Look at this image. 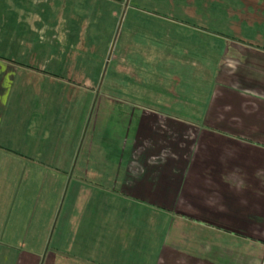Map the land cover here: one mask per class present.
Instances as JSON below:
<instances>
[{
	"label": "crops",
	"instance_id": "crops-1",
	"mask_svg": "<svg viewBox=\"0 0 264 264\" xmlns=\"http://www.w3.org/2000/svg\"><path fill=\"white\" fill-rule=\"evenodd\" d=\"M240 1H247L243 7L250 6L252 10L237 16L238 24L231 28L236 34L208 28L183 32L177 18L175 21L156 16L158 21L150 24L154 18L147 15L137 16L134 26H129L135 39H142L143 44L149 42L152 53L162 56L154 58L151 65L140 67L149 70L141 84L131 77L123 78L120 72L123 66L120 60L116 61L106 80L112 91L123 87L124 93L108 94L124 96V101L131 103V109L125 110L130 116L124 117L137 119L136 133L152 122L156 124L150 126L152 133L170 135L168 140L164 137L167 154L156 173L135 177L131 167L122 162L114 165L120 166L114 168L115 174L104 173L97 160L92 162L93 172L88 179L76 172L68 173L64 169L69 163V156L64 157V145L49 143L50 130L54 125L59 127L58 123L49 124V130L46 123L34 125L35 128L26 123V132L33 129L36 148L29 142L6 145L20 131L15 128L20 119L17 113L22 109L19 98L8 122L0 115V123H6L0 126V264H119L116 232L114 239L111 226L115 227L120 220L124 222L127 208L123 203L104 200V196L96 199V191L108 188L139 199L149 193L155 196L157 191L161 193L157 186L162 178L175 179L174 175L164 174L167 163L172 169L181 167L175 182L188 180L196 195V201L183 202L172 196L168 205L174 202L178 208L194 212L200 207L206 214L222 219V225L213 223L211 227L238 234L247 231L249 238L264 248V39L257 34L259 31L264 34V19L252 16L264 15V0ZM146 2L140 1L141 5ZM170 37L173 39L167 41ZM131 43L124 46L126 61L123 58L121 63H128L133 53ZM138 62L137 59L133 65L138 67ZM153 72L159 77L148 81ZM167 85L174 88L165 89ZM139 91L147 96L142 97ZM199 92L205 94L204 99ZM49 97L44 96L40 102ZM36 100L37 97L33 103ZM51 100L46 99L43 104L46 106ZM0 102L4 105L1 99ZM128 129L131 132L132 125ZM37 138L47 140L45 145L50 154L39 150ZM22 148L25 153L20 152ZM74 151L76 154L77 146ZM81 160L74 157L71 165L79 166ZM145 181L149 193L145 190L147 194L142 195ZM90 202L96 212L92 236L83 231ZM179 243L174 241L178 248L184 244ZM213 244L190 240L187 243L190 261L212 264L209 256L202 261V255L208 250L207 254L210 251L213 256L217 252ZM258 254L246 259V264H260L263 255Z\"/></svg>",
	"mask_w": 264,
	"mask_h": 264
},
{
	"label": "rangeland",
	"instance_id": "rangeland-1",
	"mask_svg": "<svg viewBox=\"0 0 264 264\" xmlns=\"http://www.w3.org/2000/svg\"><path fill=\"white\" fill-rule=\"evenodd\" d=\"M140 1L147 2L141 5ZM243 2L247 1L0 0V99L5 105L0 102V115L6 119L5 122L9 121L16 111L13 108L16 98H19L22 107L17 113L20 116L19 122L15 123V128L20 130L19 134L15 132L6 145H12V142L36 143L33 129L26 132V123L30 128L46 123L47 130L51 129L49 124L58 123L59 127L54 125L53 130H50L52 137L49 143L64 145V157L69 156V163L64 166L68 173L76 172L88 179L93 172L92 162L95 160L102 165L104 173L115 174L114 168L119 169L120 166L114 165L120 162L130 166L135 177L156 173L167 154L164 137L168 140L170 135L152 133L150 126L156 125L152 122L143 127V131L136 133V126H139L137 119L124 117L130 116L125 110L130 108L131 103L125 102L124 96L121 98L114 95L117 92L123 94V87L112 91L114 89L108 85V75L116 61L120 60L119 64L123 66L120 71L123 78L131 77L135 83L141 84L144 79L142 77L149 70H141L140 67L151 65L154 58L162 56L152 53L149 42L143 44L142 39H135L129 26H134L133 20L137 16L147 15L154 18L150 24L158 21L157 17L175 18V21L177 18L180 24H176H179L183 32L208 28L233 33L231 28L237 26V16L239 18L252 10L250 6L243 7ZM252 16L264 19V15L259 13ZM260 32L257 34L261 36L260 39H264V34ZM172 39L170 37L166 40ZM130 42L133 53L128 57V63H121L123 58L126 61L124 46ZM137 59L138 67L135 66ZM156 77L159 76L150 73L148 81ZM167 86L164 88H174ZM202 90L205 93V87ZM111 92L114 93L112 97ZM139 92L142 97L147 96ZM200 92L198 94L203 97L205 94ZM44 96L52 98L46 106L43 101L49 98L40 102ZM35 97L37 100L33 103ZM200 104L203 106V103ZM5 122L0 123V126L4 127ZM131 125L132 133L127 131ZM186 139L189 140L188 137ZM37 142L41 145L39 150L43 149V153L50 154L45 145L47 140L40 138L38 141L37 138ZM75 146L78 149L76 154ZM33 147L36 148L37 144ZM20 152L25 153V150L22 148ZM74 157L82 159L81 165H71ZM165 166L164 174L174 175L175 179L162 178L157 186L161 193L157 191L155 196H149L146 181L142 195L147 192L149 194L140 199L131 195L130 198L108 188L96 191V199L104 196V200L123 203L127 208L124 222L120 220L115 227L111 226L112 237H117L115 251L121 264L124 261L128 264H204L190 261L187 245L190 240L213 242L217 252L222 253L215 252L212 256L210 251L207 254V250L202 255V261L209 256L208 260L212 264H246V259L253 255L260 256V252L263 255L260 264H264V248L258 247L249 238V232H223V227L218 230L210 226L213 223L222 225V219L215 214H206L197 206L198 211L194 212L180 209L174 202L168 205L172 196L179 197L183 202L186 199L196 201V195L188 180L176 183L181 167L172 169L169 163ZM129 179L128 182L131 181ZM199 199L202 201V198ZM87 208L88 217L84 218L83 231L92 236L96 216L93 202ZM175 240L178 245L179 242L184 243L183 246L176 247ZM211 258H224L225 261L215 262ZM242 258L244 260L240 261Z\"/></svg>",
	"mask_w": 264,
	"mask_h": 264
}]
</instances>
